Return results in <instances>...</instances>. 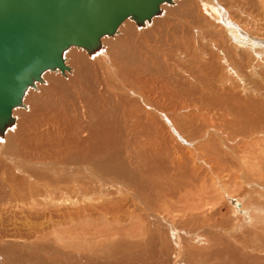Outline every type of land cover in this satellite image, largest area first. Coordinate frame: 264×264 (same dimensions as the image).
Masks as SVG:
<instances>
[{"label":"rangeland","instance_id":"obj_1","mask_svg":"<svg viewBox=\"0 0 264 264\" xmlns=\"http://www.w3.org/2000/svg\"><path fill=\"white\" fill-rule=\"evenodd\" d=\"M184 1H186L185 5L191 7L193 20L179 10L180 4L177 6V3L173 4L172 2L169 7H162L159 20L156 19L151 26L149 22L145 26H138L133 22L126 25L128 30H121L115 36L108 38L110 39L108 48H113L115 57H119L117 52L121 54L122 51L129 50L131 53H139V51L147 53L145 46L155 47L153 49H157L155 51L158 52L156 57L160 56L159 59L156 58L155 62H159V65L162 63L163 67L167 65L175 68L177 75L185 76L189 83L193 82V85L202 88V92H204L201 93L205 96L204 102L200 104L202 106L199 104L197 105L199 108L191 106L186 111L181 110L180 112L179 110L177 114L173 113L172 115L174 118L186 117L184 121L181 118V122L177 121V123L182 125L188 122L192 125V128L188 129L190 125L185 124L188 128L183 134L192 143H182L180 140H176L172 133L170 134V130H166L171 156L165 154L158 158L159 180L162 182L158 191L161 195L158 196L159 198L156 197L157 199L153 197L152 207L159 217L163 216L162 218L167 219V222L170 221L176 226L178 232L175 238L168 232H162L160 230L162 226L160 228L158 223H153L144 211L139 212L143 218L129 215L131 214L130 210H133V206L130 207L131 200H128L127 203H129L126 205L127 207L125 206V209H128L119 213L118 217L102 214L101 209L111 202L110 197H114L110 193L114 192L116 198H120V196L121 198L132 197L123 186L121 189V187L110 185V179L116 182V185L121 184L119 175H103V177L102 174L97 173L98 176L96 174L89 177L88 174H83L79 170H74L71 173H59L57 176L49 174V178L39 174V178H37L39 183L46 184V192L39 190L41 197L38 198L36 195L37 200L34 202L25 199L23 213L20 214L21 210L16 208L17 205H22V201L18 202L17 199L21 195L19 190L15 189L14 194L9 191L5 200L0 196L2 209L6 200L14 201L13 209L9 207L8 214L0 216V247L2 251L9 252L8 254L2 252L4 253L3 261L9 264H73L72 257L88 254L94 264H121L120 257L131 253L135 260L131 264H264V190L253 185L249 186L250 184L242 175L243 170L239 169V159L237 158L246 154L247 157L252 156L254 159L256 156L260 160H257L258 158L255 160V165H257L255 169H261L264 166V153H261V150L264 152V146H261V144L264 145V117H261L264 114V50L261 49L262 47H257L255 49L259 53H251L252 55L249 57V53H246L248 51L244 50L243 46H238L237 50L231 49L236 62L231 59L230 65H227L220 60H223L221 58L224 55L223 51H218L216 48L218 56L212 60L213 66L209 64L206 66V59H204L201 68L197 67L202 69L203 73L197 74L195 72L197 69L193 68L192 63L196 59L199 61V57L192 58L193 60L191 59L189 64L191 57H186L182 52L176 51L173 41L175 38L178 39L177 47L182 48V40L186 36L184 28L189 25H193L190 26L191 28L201 26L203 18L207 17L212 21L210 24H216V22H213L212 14L208 12L209 7L203 2L204 0ZM219 1L227 11L228 19L245 31V35L264 43V0ZM182 10L186 12L185 7ZM150 27L155 28V33L148 30ZM210 30L217 31L214 28H210ZM122 35L127 42L131 43L130 47L121 41L120 36ZM192 35L194 34L192 33L191 37ZM116 36L120 38L117 42H115ZM190 40L198 45L199 48H195L201 53L200 50L203 49L201 39L195 36ZM112 42L117 45L111 44ZM208 43L204 42V45L208 44L211 49V43ZM224 45L226 49L232 48L231 42H225ZM109 54L111 55V53ZM66 59L71 61L70 57ZM112 61L117 64L120 60H115L113 57ZM96 62L98 63L97 60ZM194 65L196 66V64ZM51 74L55 75L47 77L48 74H46L39 91L29 95L26 104L29 109L26 112L28 114H24L26 120L18 121L17 141L22 143L23 149L24 147L25 149L29 148L25 152L30 156L28 157L24 152L25 155L20 153L19 157L31 163L49 160L58 162L63 158L68 159V146L74 142L80 132L83 136L85 135L83 129L88 127L87 124L92 119L91 110L87 105L85 107L78 106L80 110L74 112L75 96L72 92L74 88L72 87V75L63 76L58 71L51 72ZM194 74L195 76H193ZM54 77L60 79L55 80ZM255 110H257V114L254 113ZM244 111L246 115L242 118L240 112ZM238 114L243 119L242 122L248 117V123L241 127L242 129L246 128L247 131H244L245 133L240 136L254 134L253 138L249 136L241 141L234 140V131H241L240 127H235V124L238 125L236 122ZM24 116L20 115V118H24ZM250 118L259 119L254 120L255 124L253 125ZM213 124H215V129L213 128L215 131H210V134L208 130H202V127L207 129ZM181 125L176 128L180 129ZM250 125L252 128H249ZM254 126L259 129H255ZM252 129L255 131L253 132ZM201 131L203 134H200ZM248 132L250 133L247 134ZM226 137L228 140L230 139L229 142L237 150V156L225 152L228 154L229 163L224 169L214 168L211 170L203 161L204 159L208 160V156H206L208 151L206 152L204 145L213 138L216 139L215 142H211L213 146L222 148L225 146L222 139ZM243 141H248V144ZM261 141L262 143L258 144ZM241 146L247 147L244 148L246 151L243 147L240 148L241 151L244 150L245 155L240 150L238 151V147ZM250 147L251 149L256 148L254 152V149L251 152L254 155L249 153L251 150L248 148ZM30 148L32 149L30 150ZM179 155L182 159L184 158L186 167L183 165L181 169L175 170L171 168V161L178 160ZM127 157L125 156V161L129 166L133 165L132 168H134L135 161L133 162L132 157H129L130 159ZM81 164L82 166L78 165L80 167L77 169L83 170V166L89 165ZM260 169L255 176L249 175V180L264 178V167ZM169 175L172 178H177L176 181L172 180ZM91 177L105 179L107 186L104 189L106 190H103L102 184L94 182ZM166 177L170 181H167ZM9 179L10 183L14 182L12 178ZM39 185H33L30 189L35 190ZM26 187L29 188V186ZM48 189L49 191H47ZM117 189H120V192H117ZM131 190L135 191V189ZM241 207L244 209L241 210ZM11 210H16V214ZM142 228L144 229L142 230ZM128 240L140 243L137 251L126 249L125 244L121 243L128 242ZM140 240H143L144 243L143 241L141 243ZM118 243L119 245H117ZM135 254H140L141 258Z\"/></svg>","mask_w":264,"mask_h":264},{"label":"bare ground","instance_id":"obj_2","mask_svg":"<svg viewBox=\"0 0 264 264\" xmlns=\"http://www.w3.org/2000/svg\"><path fill=\"white\" fill-rule=\"evenodd\" d=\"M185 2L186 1L184 0H179V1L173 0V4L177 3V6H179L180 4L179 10L182 13L184 12L186 13V16H188L189 18H192L193 12L191 10V7L185 5ZM203 2L208 5L209 7L208 12L212 14L211 15L213 17L212 19H214L213 22L215 21L216 24L215 23L210 24V22L212 21H210L211 19L208 20L207 19L208 17L203 18V24H201V26H198L196 28H191L190 26H193V25H189L186 27L187 29L184 28L185 30L184 33L186 36L182 40V44H183L182 48L177 47L179 45L178 39L175 38L173 41V47L176 48L175 49L176 51L182 52L183 55H185L186 57H191L189 58V62L186 61L189 64L195 57L196 58L199 57L198 58L199 61H197L196 59V61L192 63L193 68L195 70L196 69L198 70V71L197 70L195 71L197 72V74L201 75V73H203L202 69H198V68H201V64L204 59H206L205 60L206 66L208 64L210 66H213L212 60H214V58H217L218 56L216 55V51H215L216 48L218 49V51L219 50L223 51L222 53L224 55L223 57H221L223 58V60L222 59L220 60L226 63L227 65H230L231 59H234L235 60L234 62H236V59L232 56L233 54L231 52L232 51L231 49L237 50L238 46H243V48H245L244 50L248 51L246 53H249L248 54L249 57L252 55L251 53H254V54L259 53L257 49H255L257 47H262L261 49L264 50L263 42L253 40L252 39L253 37L249 38L248 35H245V31L238 28V26L235 23H233L231 19H228V13L227 11L224 10L223 5L219 0H204ZM171 3L163 4L161 6V13H162V7L167 8L170 6ZM184 7L186 9V12L182 10ZM160 14L154 17L151 21H149L150 26L152 23L156 21V19L159 20ZM133 22L135 21L132 19H127L119 27L118 32L121 30H128L126 25L131 24ZM219 25L221 26L219 30H217ZM150 28L148 30H151L155 33V28L154 27H153L154 29L153 28L150 29ZM210 28L212 29L214 28L217 31L213 32L212 30H210ZM192 33L194 35H192L191 37ZM195 36H198L201 39V42H202L201 46L203 48L200 50L201 53L198 52L197 51L198 49L195 48V47H198V45H196L190 40V38L194 39ZM109 37L111 36H106L102 39L101 49L93 54H90L86 50L79 48V47H71L65 53V63L68 67H70V71H67L65 74H62L61 71H58L60 72V75H63V76L72 75V79H73L72 87H74L72 92L74 93V96H75L74 97V102H75L74 112H78L80 110L79 107H85V105H87V107L91 110V114H92L91 122L87 124L88 127L83 129V131L85 132V135L83 136V134H81L80 132L79 136L75 137L74 142L68 146V150H69L68 159L69 160L66 158H63L58 162L49 160V161H41L39 163H31L19 157V155H21L22 153L24 155L25 153L27 154L25 150L28 151L29 148L27 149L26 147L25 149L24 147L23 149L22 143L17 141L18 132H19L18 121L26 120V116H24V114H28L26 112L29 109H27L26 104H27L29 95L31 93L35 94L39 91L41 87V82L37 83L36 88H31L27 92L24 98L25 107L16 108L13 110V115L16 118L15 123L7 127L4 134H0V179H1V182H0L1 190L0 191L2 192V193L0 192V196H2L1 198L5 200L7 198L6 194L9 191H12V194H14L15 189L19 190L21 192L22 197L20 195L17 197V199H18V202L22 201V205L21 206L17 205L16 208L18 210L19 209L21 210V212L19 211L21 214L23 213V208H24L23 206L25 205V201H24L25 199H29L34 202L37 200L36 195H38V198H39L41 197V191L46 192V187H45L46 184L39 183L40 182L38 179L39 174L41 176L46 175L47 176L46 178H49L50 175L57 176L59 173L61 174L71 173L74 170H79L83 174H88L89 177L94 176L97 173L102 174V176L103 175H108V176L119 175L118 178L119 177L121 178V181H122L121 184L116 185L115 184L116 182H113L112 179H110V185H113L114 187L115 186L121 187V189L123 186V188H125V190L132 197L128 198L125 196L126 198H121L120 196V198H116L114 195L115 193L114 192L110 193L111 191L109 190L110 191L109 193L113 194L112 196L114 197H110L111 202L108 203L105 208L101 209L103 211L102 214L104 213L108 215L111 214L115 217H118L117 215H119V213H123L128 209V208L125 209L127 207L126 205H128L129 203V202L127 203V201L131 200L132 204L131 205L129 204V205L130 207L133 206L132 208L133 210H130L131 214L129 215L142 217V214L140 213L144 211L145 215L153 223H158L159 227L162 226V228L160 227L161 228L160 230L162 232H168L172 234V236H174L175 238L178 232L176 226L170 221L167 222L168 220L162 218L163 216L159 217V215H157L153 211L155 210L153 209L154 207H152L153 197H155L154 199H157L159 198L158 196L161 195V193L158 191L162 183L159 180L158 158L160 155L164 156L165 154L166 156H171L170 151H169V146H168L170 142L168 140V135H167L166 130L167 131L170 130V134L172 133V136H174L176 140H180L182 143H186V144H188L189 142L192 143V141L190 139H187L185 135L183 136V134L185 133V130L188 128V126H186L185 124L190 125L188 129H191L192 125L189 124L188 122L183 123L181 125L177 123V121L181 122V118L184 121V118L186 117L174 118L172 115L173 113L177 114V111L179 110L180 112L181 110L186 111V109H189L191 106H194L195 108H199L197 105L198 104L200 105L201 102H204L203 99H205L204 94H201L204 92H202V88L200 89L197 85H193L192 84L193 82L189 83V80L185 76H182L179 74L180 76H182L180 77L179 75H177L175 73L176 72L175 68H171L167 65L163 67L164 65L162 63L159 65V62L158 63L155 62L157 60L156 58L159 59L160 57V56L156 57L158 52L156 53L155 51L157 49H153L155 47L152 48V47L145 46V48L147 47L145 49L147 50L146 51L147 53L141 52V51H139V53H131V51L126 50V51H122L121 54L117 52L118 53L117 55L119 57L113 56V53H114V51L112 50L113 48L112 47L110 49L108 48V44L110 42L109 41L110 39H108ZM120 38H121V41L125 45H127L128 47L131 46V43L127 42L126 39H124L123 35L120 36ZM120 38L116 36L115 42H117V40H119ZM203 41L207 43L210 42L211 43L210 47L212 48L209 49V46H208L209 43L207 45H204ZM225 42H229V43L231 42L232 48L226 49L224 45ZM113 43L114 42H112L111 44ZM114 45H117V43H114ZM137 45L138 46L140 45V47L142 46L141 44H137ZM109 53H111V55ZM206 56L207 58H205ZM67 57H70L71 61H68L66 59ZM113 57L115 60L117 59L120 60L119 63L115 64L112 61ZM95 59L98 61V63L96 62ZM194 64H196V66ZM51 72H54V71H47L46 73H44L43 78H45L46 74H48L47 77H51L52 75H55V74H51ZM193 76H195V74ZM195 78L198 79L197 77ZM53 79L59 80L60 78L54 77ZM69 80H70V77H69ZM187 82L190 87L187 85ZM200 87H202V85ZM256 111L257 110H255L254 113H256ZM240 114H242L243 116L242 118H244L246 115L245 111L243 113L240 112ZM20 115L24 116V118L23 117L20 118ZM238 116H239L238 121H236L238 122V125L235 124V127H240L241 131L239 132L237 130L234 131L235 132L234 140L241 141L242 139L248 138L249 136L253 138L254 134H249L250 132L247 133L249 135H246L243 137L240 136L245 133L244 131H247L246 128L242 129L241 127L243 124L246 125L248 123L247 122L248 117L244 120V122H242L241 120L243 119L241 118L239 114ZM261 117H264V114H262ZM251 119L253 122L252 124L254 125L255 124L254 120L259 119V118H250L249 120ZM180 125L183 128L182 127L180 129L176 128L177 126L179 127ZM214 125L215 124L211 126L209 125L210 128L212 129L210 128L204 129V127H202V130L203 131L208 130V133H209L210 131H213L215 129ZM249 128H252V125H250ZM254 128L257 130L259 129L256 126H254ZM255 129H252L253 132L255 131ZM196 134L198 135V133ZM200 134H203L202 131ZM213 138L207 142L208 144L204 145V147L206 148V152L208 151L209 154L207 153L206 155L208 156V160L204 159V156H203V159H204L203 161L211 170H213L214 168L224 169L225 166L229 163V160L227 158L228 154L226 153L230 152L234 154L235 156H237V153H236L237 150L229 142L230 139L228 140L227 137L222 139V143L225 144V146H223L222 148H217V146H213L211 142L216 141V139L214 140ZM249 139L251 140V138ZM243 142L245 143L246 141H243ZM246 143L248 144V141ZM261 143L262 141L259 142L258 144H261ZM29 146L31 145L29 144ZM261 146H264V145L261 144ZM173 147L171 148L173 149ZM242 147L243 149L247 148V147L241 146V147H238V151L240 150V152H243L245 149L244 150L242 149L241 151L240 148ZM31 149L32 148H30V150ZM248 149L251 150V151L249 150L250 151L249 153H251L252 149L254 148L251 149L250 147ZM255 150L256 148L253 150V152ZM259 153L257 155H259ZM261 153H264V152H262L261 150ZM245 154L246 153H244V155ZM27 155L28 157H30L29 153ZM246 155L237 157L239 159V165H240V167L239 166L238 167L239 169L243 170V173H242L243 177L246 178V182L250 184L249 186L253 185V186L259 187L264 190V178L262 177H260V179L253 178L251 180H249L248 178V176L251 174L253 176H255L256 173L258 174V171L260 168L255 169L257 166L255 165L256 164L255 160L258 157L255 156L256 159H254L252 156L251 157L249 156L250 157L249 158ZM125 156H128L127 158L129 157L133 158V162L135 161L134 168H132L133 165L132 167L128 165V162L125 161ZM261 156H263V154H261ZM178 157H179L178 160L173 159L171 161V164H172L171 168L175 170L181 169L183 165L185 166V161L183 160L184 158L182 159L180 155ZM253 159H254V162L252 163ZM257 160H260V158H258ZM87 162H90V163H87ZM81 163L89 164V165L83 166V170L77 169L78 167H80L78 165L82 166ZM65 169L67 171H64ZM175 175H176V172H175ZM9 178H12L14 182L10 183ZM166 178L168 181L169 178L168 177ZM170 178L172 180L174 179V181H176L177 179V178L175 179L174 177L172 178V176ZM91 179L94 180V182L96 183L102 184L103 190H106L104 189L107 186L105 185V182H107L105 181V179H103L102 177H91ZM36 184H40L39 187H36L35 190L30 189L31 187H33V185H36ZM41 185H43L44 188ZM26 186H29V188ZM131 189L133 190L135 189L136 192L135 191L132 192ZM119 190L117 189V192H120ZM47 191H49V189ZM249 192H252V191H249ZM128 193H126V195ZM13 203H14L13 200H6V203L4 204V208L2 209L0 207L1 217L4 216V214L6 213L8 214L10 209H13L12 208ZM243 209L241 207V210ZM11 212L16 214L17 211L11 210ZM141 225H142V222H141ZM166 227H167V230H165ZM143 229L144 228H142V230ZM133 241L128 240V242L123 241L121 243L125 244L126 249L136 250L140 247V243L133 242ZM142 241L140 240L141 243ZM176 242L177 244H179L178 241ZM117 245H119V243ZM117 245L115 244V246ZM1 249L2 248L0 247V263L9 264L3 261L2 256L4 255V253L2 252L4 250L2 251ZM4 252H7V251H4ZM8 253L9 252H7V254ZM135 255L140 257V254L138 255L135 254ZM72 258L74 259L73 264H94L92 258L88 254L81 255L80 257L79 255H76L75 258L74 257ZM120 260H121V264H131L132 262L135 261L134 258H132L131 253L120 257Z\"/></svg>","mask_w":264,"mask_h":264},{"label":"water","instance_id":"obj_3","mask_svg":"<svg viewBox=\"0 0 264 264\" xmlns=\"http://www.w3.org/2000/svg\"><path fill=\"white\" fill-rule=\"evenodd\" d=\"M173 0H0V134L47 71H70L65 53L93 54L127 20L145 26Z\"/></svg>","mask_w":264,"mask_h":264}]
</instances>
